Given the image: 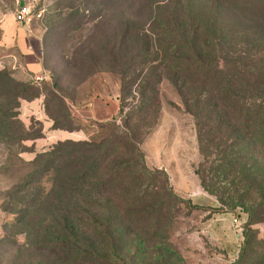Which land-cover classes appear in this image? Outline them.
Returning a JSON list of instances; mask_svg holds the SVG:
<instances>
[{
    "label": "rangeland",
    "instance_id": "obj_1",
    "mask_svg": "<svg viewBox=\"0 0 264 264\" xmlns=\"http://www.w3.org/2000/svg\"><path fill=\"white\" fill-rule=\"evenodd\" d=\"M151 1H30L33 21L27 34L47 75L45 81L34 83L35 91L45 95L46 102L38 118L31 115L29 108H21L24 100L9 93L17 91L20 84L32 83L33 73L22 65L18 46L13 41L14 45L8 46V34L0 25V264L53 261L43 245L58 238L59 218H45V212L53 201L51 191L59 164L54 163L48 173L37 176L39 190H32L28 182V176L41 166V160L37 165L34 161L54 145H32L35 139L43 138L42 120L52 117L58 127L68 130L80 127L73 141L98 142L121 134L123 116L133 111L127 126L135 128L139 142V153L133 160L142 164L141 170L163 173L161 180H166L165 186L177 200L172 204V229L143 240L142 251L137 249L136 264H158L164 252L172 254L173 264H264V221L251 224L244 207L227 206L219 201L216 192L204 188L199 177L201 157L193 120L169 81L155 83L156 74L151 69L160 61V55L150 32L154 19ZM16 5L17 0H0V24L8 20L7 26L11 23L14 33L21 27L14 19ZM162 13L166 15L167 11ZM256 29L260 31L255 30L253 35H264V27ZM148 76L151 85L144 94ZM98 97L115 100L125 108L114 128L106 121L80 120L73 115L72 110ZM68 104L75 108L67 111ZM146 108H152L147 115ZM120 150L129 153L124 147ZM107 171L106 166L100 175ZM149 180L146 175L143 188ZM218 185L222 187L224 183ZM256 188L257 185L249 198H257ZM236 190L230 185L220 188L225 199L238 194Z\"/></svg>",
    "mask_w": 264,
    "mask_h": 264
},
{
    "label": "trees",
    "instance_id": "obj_2",
    "mask_svg": "<svg viewBox=\"0 0 264 264\" xmlns=\"http://www.w3.org/2000/svg\"><path fill=\"white\" fill-rule=\"evenodd\" d=\"M149 7L154 12L150 32L160 55L151 73L155 83L166 79L172 84L193 120L201 184L225 205L244 207L251 224L264 221V35H253L260 31L257 26L264 27V0H153ZM150 79L144 81V94ZM34 83L9 93L24 101L45 97ZM124 110L119 104L106 124L114 128ZM133 113L123 116L124 131L117 136L58 141L34 161L41 160V166L28 176L32 190L38 189L37 176L59 164L53 201L45 212V218H59L60 225L58 238L43 245L51 264H136L143 240L172 229L176 196L161 180L163 173L141 170L133 160L139 153L135 128L127 127ZM49 118L54 129H64ZM106 166L109 171L100 175ZM146 175L152 181L143 188ZM228 185L236 186L238 194L225 199L220 188ZM256 185L257 198H249ZM157 263L173 264L172 254L164 252Z\"/></svg>",
    "mask_w": 264,
    "mask_h": 264
},
{
    "label": "crops",
    "instance_id": "obj_3",
    "mask_svg": "<svg viewBox=\"0 0 264 264\" xmlns=\"http://www.w3.org/2000/svg\"><path fill=\"white\" fill-rule=\"evenodd\" d=\"M7 22L8 20H3L2 24L0 25L4 30L5 34H8V36L6 35L5 38V41L6 43H8V46H11L13 43L18 46L23 58L22 65H24L26 69L33 73V76L43 72L41 64L39 62L40 59L38 51L36 50V46L32 42V38L27 34V32H29L30 30H27L25 27L20 25L21 27L18 28L17 32L15 31L14 33L12 24L10 23V26L8 27ZM44 98V96H40L39 98H36L32 101H24L22 103L21 108H29L31 115L39 117V114L41 112L40 109L45 108ZM68 108L75 107L68 104ZM118 109L119 103L117 101L98 97L94 98L89 104L82 107H77L72 111L73 115L80 120L94 119L98 121H107L117 114ZM42 123L43 138H38L32 141V145H34V147L36 148H45L51 146L52 144L58 141L70 139L72 140L74 139V136L77 135L76 131L72 132L64 129H54L53 121L49 117H46V119L42 120Z\"/></svg>",
    "mask_w": 264,
    "mask_h": 264
},
{
    "label": "built area",
    "instance_id": "obj_4",
    "mask_svg": "<svg viewBox=\"0 0 264 264\" xmlns=\"http://www.w3.org/2000/svg\"><path fill=\"white\" fill-rule=\"evenodd\" d=\"M31 0H25V3L22 7L18 6L19 0H17V8L14 13L15 21L20 24L21 26L25 27L27 30H30L32 21H33V14L30 6ZM33 81L36 83H40L47 79V75L43 72L38 73L32 77ZM237 220H235L236 222Z\"/></svg>",
    "mask_w": 264,
    "mask_h": 264
},
{
    "label": "water",
    "instance_id": "obj_5",
    "mask_svg": "<svg viewBox=\"0 0 264 264\" xmlns=\"http://www.w3.org/2000/svg\"><path fill=\"white\" fill-rule=\"evenodd\" d=\"M24 3H25V0H19L18 6L19 7H22L24 5Z\"/></svg>",
    "mask_w": 264,
    "mask_h": 264
}]
</instances>
